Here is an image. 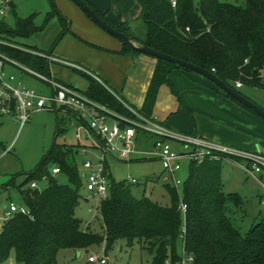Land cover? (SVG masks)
Segmentation results:
<instances>
[{"label": "trees", "instance_id": "trees-1", "mask_svg": "<svg viewBox=\"0 0 264 264\" xmlns=\"http://www.w3.org/2000/svg\"><path fill=\"white\" fill-rule=\"evenodd\" d=\"M82 1L107 25L142 46L207 70L234 90L235 82L242 86L261 87L264 0H245L243 6L221 0H200L197 5L193 0H135L140 7L138 19L142 33L139 38L130 34V27L125 23L114 24L105 14ZM52 7L56 13L53 1ZM10 11L15 16L14 28H8L4 19L0 20V38H23L40 30L33 23V15L17 17L13 5ZM51 15L48 14L47 18ZM61 22L63 30L56 44L70 33L66 18L61 17ZM1 50L18 63L49 75V61L45 58L18 49ZM111 52L121 56L143 55L123 43L119 51ZM147 57L154 61V70L139 113L150 118L157 92L162 85L168 84L169 75L176 70L193 72ZM72 71L87 79L84 94L88 98L118 114L130 116L123 104L102 84L82 71L74 68ZM224 96L232 100L225 93ZM56 122L58 135L60 121L57 119ZM76 153L77 146L68 147L54 141L35 169L25 174L21 184L16 185L12 178L3 186V189L19 193V205L28 214L16 213L3 223L0 264L11 253L16 264H57L56 257L62 249L88 254L90 248L103 244L106 253L117 240H124L128 247L137 243L149 249L153 253L150 264H181L183 260L186 264H264V212L258 214L256 223L244 235L232 226L226 214L227 207L239 208L242 200L236 193L223 191V159L191 161L181 197L175 188L163 185L169 198L167 206L145 196L137 198L126 181L111 182L109 196L98 202L100 232H96L89 223L83 224L75 215L82 186L81 174L74 162ZM52 166L60 168L58 175H51ZM59 175L65 176L67 184L59 182ZM31 183H36L38 188H31ZM41 183H46L45 188H39ZM180 200L186 206L184 215L179 209ZM82 264L94 263L87 260Z\"/></svg>", "mask_w": 264, "mask_h": 264}, {"label": "rangeland", "instance_id": "rangeland-1", "mask_svg": "<svg viewBox=\"0 0 264 264\" xmlns=\"http://www.w3.org/2000/svg\"><path fill=\"white\" fill-rule=\"evenodd\" d=\"M52 1L57 10L56 13L53 12ZM85 1L104 7L107 13L116 19V22H119L120 17H124L126 25L130 27V34L136 38L141 36V21L135 18L138 9L135 0ZM199 1L193 0L196 5ZM221 1L231 2L240 6L245 3V0ZM12 2L17 17L26 18L33 15L34 25L40 27V30L33 32L27 37L6 40L18 47L34 48L36 49L35 51L47 53L52 50L54 55L60 57L57 53L58 51L81 53L79 47L73 46L74 41L81 46L97 49L93 46V43L97 42L93 40L101 43L99 40H107V38L115 40L116 38L90 21L70 0H12ZM77 12L85 19H82L83 17L78 18L76 16ZM48 14L52 15L47 18ZM61 17L66 18L68 22H72V27L71 32L65 34L56 44L63 30ZM84 20H87L91 27H86V21ZM4 23L8 28H14L15 16L12 11L5 10ZM73 29L78 32H73ZM118 41L120 40L118 39ZM54 44L56 45L54 46ZM97 47L100 49L99 46ZM100 50L110 51L105 48ZM108 53L112 54L111 51ZM49 71L50 76L69 83L72 87L77 86L79 91H84L87 88V79L73 72L71 68H67L64 65L51 64ZM10 74L14 76L11 85L15 86L18 82H21L24 87L42 96L50 95L51 90L48 85L28 76L24 72L11 69ZM193 75L202 78L198 74L193 73ZM107 85L109 87V84ZM213 88L217 89L218 92L216 93ZM235 89L264 110V72L261 77V87L244 85ZM112 91L122 102L128 104L119 92ZM158 93V102L155 103L152 117L157 122L166 120L167 117L170 118L169 122L171 121V127L174 132H187L185 134L191 133V135L197 134L200 137L205 136L209 140L248 152H260L264 147V120L234 101L223 97L221 90L211 82H207L204 86L196 85L189 78L173 72L168 78V84L162 85ZM168 102H173L174 104L169 110L164 109ZM56 117L60 121L62 130H60L58 135H56ZM76 127L75 122L63 120L60 113L56 116L54 112L46 111L33 113L22 127H19L18 122L13 119L0 118V188L5 186L12 178H14L16 185L21 184L24 181L25 174L35 169L54 141L57 144L67 145L68 147L77 146L78 143L75 139ZM167 142L177 154L191 151L190 147L177 141L168 140ZM152 148L153 137L151 135L140 134L135 139V151H149ZM86 151V154H82L79 149L74 155V162L80 174L85 172L82 166L85 160L95 162L101 155L100 151L97 150L87 149ZM106 161L110 173L109 183L129 182L130 178H134L138 181V184H131V189L137 198L145 196L162 206L169 205V198L163 186L166 183L161 180H155V176L160 175L163 171L161 162L156 157H144L136 154L131 156V160H119L107 156ZM190 163L189 157L181 159L180 170L176 173V178L179 181L176 190L180 197L183 183L189 173ZM245 165L246 162L244 160L232 161L223 159L221 167L223 191L225 193H236L242 200V205L239 208L229 205L226 211L232 226L242 235L256 223L258 214L264 212V197L262 196L264 191V169L254 173L253 176L245 172ZM57 177L61 184H67L65 176L59 175ZM45 186L46 183H41L39 188L43 189ZM79 193L81 199L75 210L76 217L83 224L89 223L93 231L100 232V226L97 222L99 220L97 213L98 197L93 196L92 193L85 189L84 181H82ZM9 199L17 205L20 204L19 193L16 190L2 189L0 204L3 205ZM3 219V215L0 216V225ZM89 256H101L106 259V264H150L153 253L137 243L132 247H128L124 240H117L113 248L106 253L102 244L90 248L89 253L82 257H78L75 250L62 249L57 254L56 262L57 264H82L87 261ZM3 264H16L14 262V254L11 253Z\"/></svg>", "mask_w": 264, "mask_h": 264}, {"label": "built area", "instance_id": "built-area-1", "mask_svg": "<svg viewBox=\"0 0 264 264\" xmlns=\"http://www.w3.org/2000/svg\"><path fill=\"white\" fill-rule=\"evenodd\" d=\"M174 5V2L172 1ZM11 9V0H0V20L4 19L5 10ZM2 48L18 49L30 52L50 61H59L52 56L34 50H27L0 38V118H9L18 122L22 127L36 112H54L61 114L64 119L71 120L77 125L75 139L78 143V150L82 154L87 153V149L100 151L101 155L95 162L85 160L81 174L85 189L97 196L98 200L106 199L109 196V179L106 157L119 160H131L132 155L156 157L162 165V173L157 175L163 183L176 189L179 181L176 173L180 170V161L184 157H189L191 161L201 162L205 159L219 160L240 158L246 162L245 172L249 175L258 173L264 169V147L260 152H248L238 150L218 142L209 140L197 135L177 133L166 127L164 124L142 116L138 111L122 102L111 92L128 110L130 116L118 114L106 106L99 104L77 89L61 84L50 75L41 74L35 70L24 66L3 52ZM70 67L82 71L83 69L69 64ZM11 69L24 72L40 82L50 87V95L42 96L35 91L24 87L23 83L18 82L15 86L11 85L14 76L10 74ZM85 74L100 80L92 74L83 70ZM235 88L242 87L240 82H235ZM139 134L151 135L153 137V148L149 151H135V139ZM168 140L177 141L191 151L184 154L175 153L169 146ZM52 176L60 173L58 166L50 167ZM128 184H138L134 178H130ZM31 188H38L36 183L30 184ZM264 197V191L262 193ZM179 209L182 215L185 214L186 206L179 202ZM3 221L1 225L10 219L14 214H28L27 210L13 202H9L3 210ZM0 225V229H1ZM88 262L94 264H106L103 257L89 256ZM191 261V258H188ZM181 264H186L182 261Z\"/></svg>", "mask_w": 264, "mask_h": 264}, {"label": "crops", "instance_id": "crops-1", "mask_svg": "<svg viewBox=\"0 0 264 264\" xmlns=\"http://www.w3.org/2000/svg\"><path fill=\"white\" fill-rule=\"evenodd\" d=\"M89 4H91L96 11H98L102 14H105L106 18L109 21L113 22L114 24H122V23L126 24L125 19H123L124 17H120V20H119V22L117 21L118 22L117 23L116 19L111 17L110 14L107 13V10L104 7H99L97 4H95L93 2L89 3ZM12 5H13V2L11 0V6ZM137 6H138V9H137L138 12L136 11L137 15L135 16V18L138 19L139 13H140V7L138 4H137ZM13 7H14V5H13ZM76 16L78 18L83 17L79 13L76 14ZM82 19H85V18L83 17ZM84 21H86V25L84 24L86 27H91L90 24L87 22V20H84ZM69 23H70L69 29L71 32L72 22H69ZM73 32L77 33L78 31H75V29H73ZM116 39L117 38H115V40L112 38H107V40L102 39V40H99L101 43L92 39L93 41L97 42V43H93L94 44L93 46L96 47L97 49H95V48L93 49V48L86 47V46L85 47L81 46L80 44H78L76 41L73 40L75 43V44L73 43V46L76 45L75 46L76 48L79 47V49H80L79 51L82 54L81 53L77 54V52L65 53V52H60V51L57 52L60 55V57H58L57 55H54L52 52H51V54L44 52V54L52 56L53 58H56L57 60H59V61H50L49 66L51 64L64 65L67 68L73 69L72 67L69 66V64H73V65H76L82 69L84 68V70L86 69L85 71L92 74L94 77L98 78L100 80L101 84L106 89H108L110 92H113L112 90L119 92V94H121V96L128 102V104L125 102L124 103L139 112L140 109L142 108L144 98H145V95H146V92H147V89L149 86V82H150V79H151V76H152V73L154 70V61L152 59L148 58L147 56H144V55L136 56V55L130 54V55L121 56V55H116L113 53L112 54L108 53L110 51L116 52V51H119L121 49L122 42L118 41V39L117 40ZM95 45L99 46L100 49L105 48V49H108L110 51H108V52H105L103 50L101 51ZM42 53H43V51H42ZM69 60H73V61H69ZM173 72H177L179 75H183L184 77L189 78L190 80L195 82L196 85H203L204 86L207 82L210 83L208 80H206L202 76H201L202 78H198V77L194 76L193 74H189V73L183 72L181 70H176ZM49 75H51L50 71H49ZM91 78H93V77H91ZM52 79H54L55 81H57L61 84L68 85V86L72 87V85H70L69 83L62 82L61 80L53 78V77H52ZM106 83L109 84V87H107L108 85ZM207 87L212 89L209 86H207ZM73 88L78 90L77 86L73 87ZM213 90L216 93L218 92V90L215 88H213ZM80 92L84 93L85 90L80 91ZM158 92H159V90H158ZM158 92L156 95L155 103L158 102V99H157L158 95H159ZM221 93L223 94V95L222 94L221 95L223 97H225L224 93L222 91H221ZM173 105H174L173 102H168L166 104V106L164 107V109L169 110L173 107ZM152 111H153V109L151 110L149 116H150V119L155 120V118L152 117ZM55 115L57 116L58 114H55ZM57 119L58 118L56 117V120ZM169 119L170 118L167 117L166 120H162V121H158V122L164 124L166 127H168L169 129L172 130V127H171L172 123H171V121L169 122ZM63 120H65V119L63 118ZM184 133H187V132H184ZM194 135H197V134H194ZM203 137H205V136H203ZM77 151H78V147H77ZM155 180L156 181L160 180L157 178V175L155 176ZM2 189H3V187L0 188V194H1ZM9 202H13V201L9 199L3 205L0 204V216L3 215V212H4L3 210H4L5 206L7 205V203H9ZM2 225H1V227H2ZM76 254L78 257H82L83 255H85L84 251H76Z\"/></svg>", "mask_w": 264, "mask_h": 264}, {"label": "water", "instance_id": "water-1", "mask_svg": "<svg viewBox=\"0 0 264 264\" xmlns=\"http://www.w3.org/2000/svg\"><path fill=\"white\" fill-rule=\"evenodd\" d=\"M73 4H75L87 17L90 21L96 24L100 29L104 30L108 34L119 39L124 45L130 48L133 51H137L143 55L153 57L158 60H163L173 64L178 68H183L193 72L194 74H198L214 84L219 90L228 95L232 100L236 101L240 105L244 106L247 109L252 110L257 116L264 120V110L259 108L257 105L252 103L246 97L238 93L236 90L230 88L221 80H219L213 73L204 70L198 66H195L191 63L185 62L183 60L174 58L170 55H166L156 50L150 49L148 47L142 46L140 43L134 41L131 37L126 34L115 30L114 28L107 25L98 14H96L88 5H86L82 0H70Z\"/></svg>", "mask_w": 264, "mask_h": 264}]
</instances>
